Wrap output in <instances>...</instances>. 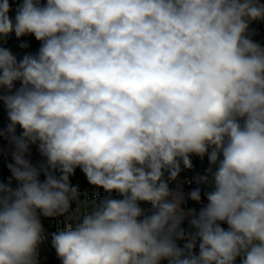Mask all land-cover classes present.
<instances>
[{
	"label": "clouds",
	"instance_id": "clouds-1",
	"mask_svg": "<svg viewBox=\"0 0 264 264\" xmlns=\"http://www.w3.org/2000/svg\"><path fill=\"white\" fill-rule=\"evenodd\" d=\"M10 10L0 0V39L41 46L19 60L0 47L10 121L0 135L15 149L0 182V264H39L41 217L69 221L50 234L61 264H264V46L249 31L264 3L22 0L14 19ZM191 155L211 165L196 178L212 186L198 212L168 183ZM77 168L106 195L68 215ZM187 198L199 203L200 188Z\"/></svg>",
	"mask_w": 264,
	"mask_h": 264
},
{
	"label": "built area",
	"instance_id": "built-area-1",
	"mask_svg": "<svg viewBox=\"0 0 264 264\" xmlns=\"http://www.w3.org/2000/svg\"><path fill=\"white\" fill-rule=\"evenodd\" d=\"M43 2H46V0H43ZM262 3H264V0H261ZM22 3V0H9L10 4V12L9 16L14 19L16 15V9L19 4ZM249 31L254 33L251 38L259 43L261 46H264V20L255 21L250 24ZM23 43H27L28 47L22 48L20 45ZM41 46V42L37 41L34 36L32 35H26L21 38H17L15 36V33L10 34L8 37L4 39H0V47H5L7 49H10L11 52L17 57V59H21L25 54L31 53L35 54L37 53L38 49ZM16 87H19V82L16 83ZM4 106V105H3ZM2 119L4 120L5 117L3 116ZM8 124H6L0 131L6 130ZM21 129L17 127L16 134L19 135L21 133ZM0 149L4 155L5 161L7 163V166L9 163H14L12 160V153L14 152V145L9 142V139L6 135H0ZM27 158L33 163V165H39L44 161V158L40 155L38 151V147L36 145L30 146V153L28 154ZM192 168L187 169L184 168L182 162H181V172L176 180L174 181H168L169 186L171 189L176 190L177 186H180V189L185 194V203L182 205V207L185 210L188 209H196L198 210L203 207L207 203V198L205 196V193L212 190L211 185L206 184H197L196 178L198 176H203L207 174V169L211 166L208 160L207 155H205L203 158L197 156V155H191L190 156ZM166 177L168 178V173H165ZM11 178V172L9 171V182ZM41 180L44 179L43 174H41L40 177ZM73 186H78L79 191L81 193V198L79 202H73L72 209L70 210V213L68 215H72L76 213V210L79 209L80 215L85 214L86 212L90 211L93 202L97 201L98 199L103 198L106 194L103 192L102 189L94 188L92 185H90L86 179L85 175L79 174L75 176L71 182ZM12 187L17 186V182L15 180H12ZM199 187L201 190V201L199 203L192 201L191 199L187 198V194ZM97 193H99L97 195ZM141 207L150 210L151 205L147 203H142ZM42 224L44 226V229L46 231V234L49 235L48 239H46L39 247V264L42 263L43 258L46 256H53L57 260V264H61L60 259L58 258L55 249L51 245V233H54L56 231L62 230L66 223L69 221L66 219V217H55V218H43L41 217ZM222 227H224L227 230V224L222 223ZM181 246L183 242H180ZM198 253V247L196 249ZM163 264H166V262H163Z\"/></svg>",
	"mask_w": 264,
	"mask_h": 264
},
{
	"label": "trees",
	"instance_id": "trees-1",
	"mask_svg": "<svg viewBox=\"0 0 264 264\" xmlns=\"http://www.w3.org/2000/svg\"><path fill=\"white\" fill-rule=\"evenodd\" d=\"M5 117V119L2 121H0V129H2L6 124H9L10 121L8 119V116L6 115H1V117ZM79 174L85 175L80 168H77L74 172L73 175L70 176V183L72 182L73 178ZM57 175H59V173H57ZM8 177H9V169L7 166V163L5 161L4 155L0 149V182L7 184L8 181ZM113 198H117V194L113 193L112 194ZM200 210V209H199ZM198 210V211H199ZM182 227L186 230V231H193L189 225H188V221L187 219L185 220L184 224L182 225ZM41 264H57V260L53 257V256H46L45 258H43L42 263ZM237 264H239V261H237Z\"/></svg>",
	"mask_w": 264,
	"mask_h": 264
},
{
	"label": "rangeland",
	"instance_id": "rangeland-1",
	"mask_svg": "<svg viewBox=\"0 0 264 264\" xmlns=\"http://www.w3.org/2000/svg\"><path fill=\"white\" fill-rule=\"evenodd\" d=\"M7 115V111H6V109H5V107L3 106V102L2 101H0V121H2V117H1V115Z\"/></svg>",
	"mask_w": 264,
	"mask_h": 264
},
{
	"label": "water",
	"instance_id": "water-1",
	"mask_svg": "<svg viewBox=\"0 0 264 264\" xmlns=\"http://www.w3.org/2000/svg\"><path fill=\"white\" fill-rule=\"evenodd\" d=\"M164 179L167 181V177H166V175L164 176Z\"/></svg>",
	"mask_w": 264,
	"mask_h": 264
}]
</instances>
